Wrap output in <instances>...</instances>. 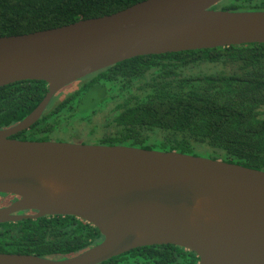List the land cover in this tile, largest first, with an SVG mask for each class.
<instances>
[{
    "label": "water",
    "instance_id": "obj_1",
    "mask_svg": "<svg viewBox=\"0 0 264 264\" xmlns=\"http://www.w3.org/2000/svg\"><path fill=\"white\" fill-rule=\"evenodd\" d=\"M222 0H144L117 13L0 37V87L41 80L48 92L21 122L0 129V193L15 210L75 216L103 240L63 260L0 253V264H100L130 250L175 245L198 264H264V171L124 145L12 138L73 82L145 55L264 43V11ZM0 210V222L25 217Z\"/></svg>",
    "mask_w": 264,
    "mask_h": 264
},
{
    "label": "trees",
    "instance_id": "obj_2",
    "mask_svg": "<svg viewBox=\"0 0 264 264\" xmlns=\"http://www.w3.org/2000/svg\"><path fill=\"white\" fill-rule=\"evenodd\" d=\"M144 0H0V37L33 33L111 15ZM221 10L264 11V0H222ZM29 130L12 138L50 140L77 116L74 103L93 90H113V115L101 145L201 153L264 171V43L134 57L79 80ZM48 84L24 80L0 87V129L21 122L43 100ZM111 102L109 104H111ZM73 121V122H74ZM101 232L75 216H44L6 224L0 251L63 260L94 247ZM175 245L136 248L100 264H198Z\"/></svg>",
    "mask_w": 264,
    "mask_h": 264
},
{
    "label": "rangeland",
    "instance_id": "obj_3",
    "mask_svg": "<svg viewBox=\"0 0 264 264\" xmlns=\"http://www.w3.org/2000/svg\"><path fill=\"white\" fill-rule=\"evenodd\" d=\"M222 5L218 6V9H221ZM81 81V80H80ZM79 83H75L72 85L67 86L58 94H56V98H58L59 94L63 95L66 93L71 92L72 90L76 89L78 87ZM112 94L113 90L110 88L109 85L105 86V89L101 91V89L93 90L90 93H86L85 95L78 98L75 103L74 107L77 111V116L82 117H88L97 109H103L99 110L98 113L93 117L92 125H87L86 123H76L74 128L70 129H64L63 136L62 137H54L51 136L52 140H59L63 142H69V143H80V144H99L98 136H101L104 132L103 127L106 124V119L109 117L110 109L115 107V103L111 104L106 108V106L112 101ZM106 108V109H105ZM98 127V130L96 131V136H93V134L87 133L89 130L92 129V126ZM75 132V136L73 133ZM199 156L207 157L203 154H199ZM4 196L0 195V201L3 199Z\"/></svg>",
    "mask_w": 264,
    "mask_h": 264
},
{
    "label": "flooded vegetation",
    "instance_id": "obj_4",
    "mask_svg": "<svg viewBox=\"0 0 264 264\" xmlns=\"http://www.w3.org/2000/svg\"><path fill=\"white\" fill-rule=\"evenodd\" d=\"M85 78V77H84ZM83 79V78H82ZM82 79H80V80H82ZM79 80H77V81H75V83L76 82H78ZM72 84H74V82L72 83ZM72 84H70V85H72ZM69 86V85H68ZM67 87V86H66ZM65 87V88H66ZM63 90V89H62ZM74 90H72L71 92H73ZM48 92V91H47ZM60 92V91H59ZM70 92V93H71ZM47 94V93H46ZM56 94H58V92L56 93ZM56 94L53 96V98L51 99V101H50V103L48 104V106L46 107V109H45V111L48 109V107H50V106H53V105H55V104H57V103H59V102H61V101H63L68 95H69V93H66V94H63V95H61V94H59V96H58V98H56ZM44 99V98H43ZM114 104L115 102H111V104ZM111 104H108L107 106H106V108H108V106L109 105H111ZM116 104V103H115ZM105 108V109H106ZM115 107H113V108H111L110 109V113H109V116H111V114L113 115V109H114ZM45 111L42 113V115L45 113ZM42 115H41V117H42ZM96 115V114H95ZM95 115H93V117L95 116ZM41 117L37 120V122L41 119ZM92 117V118H93ZM76 121H71V124L70 125H68V128L67 129H70V128H74V126H75V124L76 123H86L87 125H92V123H93V121H91V122H86V121H81V120H78V119H75ZM37 122H35L34 124H36ZM33 124V125H34ZM73 124H74V126H73ZM32 125V126H33ZM31 126V127H32ZM30 127V128H31ZM93 127V126H92ZM29 128V129H30ZM29 129H26V130H29ZM25 131V130H24ZM63 131L64 130H58V131H56L55 133H53L51 136H54V137H56V138H58V137H62L63 136ZM90 132V130L87 132V133H89ZM74 135H75V132L73 133ZM16 135V134H15ZM75 136H77V135H75ZM77 137H80V134H79V136H77ZM19 140V139H18ZM28 141H37V140H31V139H28ZM44 141H56V142H63V141H59V140H52V138L50 139V140H44ZM99 145H101V144H99ZM0 195H2V196H4L3 197V199H1V201H0V210H11L12 212H10V216H20V217H25V216H27V218H23V219H20V220H16V221H14V220H9V221H2V222H0V232H1V230L3 229V226L4 225H6V224H15V223H18V222H20V221H23V220H28V219H32L31 218V216H33L34 214H35V211H31L30 209H23V210H15V209H13L14 208V206L16 205V203L18 202V200H19V197L18 196H16V195H13V194H8V193H0ZM37 219V218H36ZM0 253H5V254H17V253H11V252H2V251H0Z\"/></svg>",
    "mask_w": 264,
    "mask_h": 264
}]
</instances>
